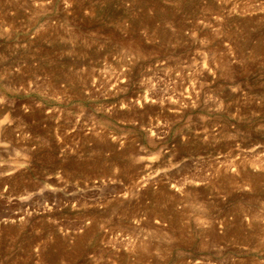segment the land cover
I'll list each match as a JSON object with an SVG mask.
<instances>
[{
  "label": "rangeland",
  "instance_id": "rangeland-1",
  "mask_svg": "<svg viewBox=\"0 0 264 264\" xmlns=\"http://www.w3.org/2000/svg\"><path fill=\"white\" fill-rule=\"evenodd\" d=\"M0 264H264V0H0Z\"/></svg>",
  "mask_w": 264,
  "mask_h": 264
}]
</instances>
